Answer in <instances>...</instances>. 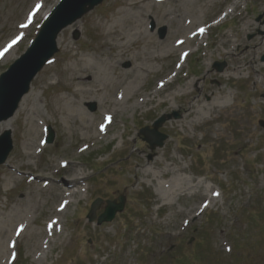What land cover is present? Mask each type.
Returning a JSON list of instances; mask_svg holds the SVG:
<instances>
[{
    "label": "rangeland",
    "instance_id": "1",
    "mask_svg": "<svg viewBox=\"0 0 264 264\" xmlns=\"http://www.w3.org/2000/svg\"><path fill=\"white\" fill-rule=\"evenodd\" d=\"M58 1L0 0V73L27 49L43 14ZM239 17L263 25L264 0H103L60 33L63 43L32 80L28 105L6 123L12 149L0 165V264H264V109L257 104L264 95L252 76L225 80L229 60L215 51L239 30ZM197 27L203 31L186 56L179 49L165 56L175 37L178 43ZM125 34L131 42H117ZM257 35L239 33V49ZM126 51L133 60L118 56ZM215 63L224 65L221 71ZM138 64L149 73L134 86ZM79 77L81 86L74 80ZM187 80L198 84L197 100L232 91L231 108L195 129L179 128L182 114L171 95ZM129 81L136 94L126 102ZM163 81L168 87L159 85ZM162 98L172 106L157 107ZM113 103L119 104L116 114L101 133L102 114ZM167 115L172 118L158 129L167 138L150 150L138 131ZM246 119L257 136H241L239 121ZM49 127L54 136L46 144ZM153 158L156 169L182 168L178 175L191 182L188 192L195 196L163 203L155 183L136 170ZM80 171L86 192L61 201V182ZM135 176L140 185H131ZM158 179L168 181L169 175ZM44 182L48 186L39 188ZM197 183L211 187L215 204H205ZM121 195L124 209L111 222H88L96 198Z\"/></svg>",
    "mask_w": 264,
    "mask_h": 264
},
{
    "label": "bare ground",
    "instance_id": "2",
    "mask_svg": "<svg viewBox=\"0 0 264 264\" xmlns=\"http://www.w3.org/2000/svg\"><path fill=\"white\" fill-rule=\"evenodd\" d=\"M213 2L214 0H211V3ZM135 5L136 3L133 2L132 6H135ZM229 14L230 12L228 11L225 13L226 16H228ZM45 15L46 13L43 14V17ZM239 20H240L239 30L235 33L230 32L229 34H227L225 39H222L219 41L218 43L219 48L217 47L215 49L219 57H226L229 60V66L225 69V71L222 72L221 76H223L224 79L227 81L231 79H234L235 81H241L244 76H252V78H254V85L255 86L258 85V88H257L258 93L264 95V86H263L264 85V60L260 61V57L264 55V24L261 25V24L253 23L247 19L245 20V18L243 17H239ZM193 23L195 22L190 21L189 26ZM252 31H255V33L257 32L258 35L254 36L251 41L245 44L244 50H240L239 48L244 46V42L238 38L239 33L241 34V36H243L247 33H252ZM129 32L132 33L133 31L130 30ZM196 33L193 35L187 34L185 36H181V39L179 40L178 43H175V41L179 38L175 37L172 43L170 44V46L168 47L165 56L174 54L176 49H179V51H181L182 53L181 55H184L186 49L189 47L193 39L198 37L199 33L198 32ZM209 33H210V28L206 31V35H209ZM120 40L131 42L128 34L123 35L122 39H119L117 42H119ZM133 41H135V39H133ZM56 42L58 46L59 45L61 46L63 43L60 37L57 38ZM221 45L225 49H221L220 48ZM64 49H67V46L66 47L64 46ZM162 50L163 49L161 48V51ZM161 51H159V53ZM118 56L133 60L132 53H130L129 51L120 52ZM212 56L213 54L212 52H210L208 55V58L212 60ZM161 57L162 56H158L157 58L155 57V59L158 60ZM134 69L136 73L132 75L131 81H133L134 82L133 84H135L134 86H136L137 85L136 83L139 80V77L142 76V74H145V75L148 74L149 69L146 68V66H142L140 64L135 66ZM243 72H246V75H242ZM127 73H130V72H127ZM127 73L118 74V78L121 79L125 77ZM74 80L78 86H81L84 84L83 80H81L80 77L75 78ZM131 81H129L126 84L127 91L125 90V93H124L126 102L129 100L130 96H134L136 94L134 89H129L131 86ZM165 85L166 84H164V86ZM196 89L198 90V84L194 82V80H187L183 83L182 86L178 88V90H175L172 92V95H171L172 100L174 103L178 105L177 108H179V111L182 114L181 120L177 122V126L181 129H186V128L195 129L210 120H215L218 117V114H221L225 110H228L231 108V104H230L231 100L235 98V95L232 93V91L229 90L227 92H223L219 90L218 92H215V93L205 94L203 98H198L197 100L196 96L192 97L193 94H195ZM31 92H32V88L21 99L18 109L11 119L16 117V115L19 114L21 111H23L25 107L28 105V102H29L28 98L30 97ZM94 92L96 94L93 97H91L92 100L97 99L96 96L99 91L95 90ZM150 101L152 100H149V102ZM140 103L143 104L145 103V101L140 100ZM165 104L168 105L169 103L167 102L166 98H162L160 101L157 102L156 105L157 107H160ZM257 104L259 107H262L264 109V100L258 101ZM118 105H119L118 103H113L112 107H109L108 109L105 108V112H103L101 120H105V117L109 116V119L113 121V117L116 114V112L114 113V111H116V108ZM168 106H172V105L169 104ZM108 111L110 112V114H108ZM11 119L0 123V130L8 131L9 128L7 127L6 123H9ZM112 121L110 122V124L112 123ZM239 123L241 124L240 129H241L242 137H255L259 134L257 130H252L250 128L249 119H246L244 123L242 122V120H240ZM110 124H107L103 130L101 128L99 131L101 133L106 132V128L109 127ZM158 162L159 160L157 158H153L150 162H143V163L140 162L136 166V170L141 173L142 179L146 178L148 183L150 184L155 183V188L157 190V196L161 198L163 203L165 202V204H171L174 198H179L186 194L189 196H195V194L188 192L189 190L188 184L191 182H188L187 179L178 175V173L182 171V168L176 165L174 167H170L167 164V165L160 167L159 169H156L155 165ZM80 172H81L80 173L81 175H78V173H74L71 179H67L61 182L63 185L62 187L63 196H60L61 201H66L68 198H72L74 196H76V199H80L82 198V195H80L79 193L86 192V189L85 190L83 189L84 186L82 184V182L86 181L85 180L86 176L83 174L82 171ZM164 175H169L168 181L160 182L159 181L160 179H158V177L163 178ZM135 184H138V185L141 184V180L138 176H135L134 179L132 180L131 185H135ZM47 186H48L47 183L44 182L42 183V185H39V188L40 187L45 188ZM195 188L197 189L198 192L201 191L202 198L205 199V204L211 205V204L216 203L217 199L212 193L211 187H208V186L202 187V185L197 183L195 185ZM206 208L207 207L202 208V210L204 211ZM195 211L197 212L201 210L199 209V207H197ZM2 249L3 247L1 244L0 252L2 251Z\"/></svg>",
    "mask_w": 264,
    "mask_h": 264
},
{
    "label": "water",
    "instance_id": "3",
    "mask_svg": "<svg viewBox=\"0 0 264 264\" xmlns=\"http://www.w3.org/2000/svg\"><path fill=\"white\" fill-rule=\"evenodd\" d=\"M103 0H61L58 5L47 15L42 23L36 38L31 42L28 49L8 69L0 74V123L10 119L16 112L21 99L28 93L30 84L37 73L44 67L47 61L57 52L56 40L59 33L78 21L83 15L99 5ZM164 29L160 30V37ZM77 38V36H76ZM223 64L215 63L217 71H221ZM94 105H90V110ZM176 117V115H174ZM171 116L159 118L152 125V130L145 127L140 130L143 140L151 150L162 147L166 136L158 132V128ZM264 126V123H262ZM11 133L5 131L0 136V165L3 164L11 149ZM53 140L50 132L48 143ZM119 202L107 201L104 212L97 218V224L110 222L116 213L123 210L124 198L119 197ZM101 200L92 203L87 215L89 221L95 219V211L101 204Z\"/></svg>",
    "mask_w": 264,
    "mask_h": 264
},
{
    "label": "snow or ice",
    "instance_id": "4",
    "mask_svg": "<svg viewBox=\"0 0 264 264\" xmlns=\"http://www.w3.org/2000/svg\"><path fill=\"white\" fill-rule=\"evenodd\" d=\"M22 26H24V25H22ZM201 31H203V30H201Z\"/></svg>",
    "mask_w": 264,
    "mask_h": 264
}]
</instances>
